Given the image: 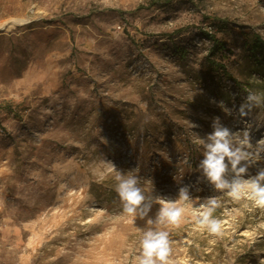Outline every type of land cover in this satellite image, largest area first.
<instances>
[{"label":"rangeland","instance_id":"obj_1","mask_svg":"<svg viewBox=\"0 0 264 264\" xmlns=\"http://www.w3.org/2000/svg\"><path fill=\"white\" fill-rule=\"evenodd\" d=\"M3 22L0 264H136L149 225L124 213L112 165L156 198L151 218L191 185L184 220L167 229L172 264H264V208L215 190L197 167L213 117L244 127L222 107L264 93L239 33L264 39V0H0ZM204 31L224 43L210 58L233 79L208 65ZM244 119L253 143L264 137V106ZM209 197L222 236L192 221Z\"/></svg>","mask_w":264,"mask_h":264},{"label":"clouds","instance_id":"obj_2","mask_svg":"<svg viewBox=\"0 0 264 264\" xmlns=\"http://www.w3.org/2000/svg\"><path fill=\"white\" fill-rule=\"evenodd\" d=\"M223 102H220L221 107ZM264 106V93L249 91L244 102L238 107L223 106L225 115H235L244 124L239 130L226 126L219 116L213 117L212 131L205 136H198L203 149L202 158L197 165L203 182L215 190L227 192L234 201L247 199L258 208H264V167L258 166L264 160V137L252 142L253 124L245 123L254 108ZM264 123L257 124L258 129ZM190 127L197 125L190 122ZM187 162V161H186ZM256 167L255 174L250 169ZM117 181L115 191L123 203V211L134 223L137 219L145 220L149 227L142 230L140 251L136 264H172V253L169 227H179L185 218L184 203H191V185L184 184L178 189L176 200L161 201V206L155 218L149 217L156 198L146 194L141 187V179L134 174L124 175L116 170ZM198 182L200 178L198 177ZM221 207V202L209 197L200 206V211L192 214V221L201 231H207L215 236H222L224 225L214 213Z\"/></svg>","mask_w":264,"mask_h":264},{"label":"trees","instance_id":"obj_3","mask_svg":"<svg viewBox=\"0 0 264 264\" xmlns=\"http://www.w3.org/2000/svg\"><path fill=\"white\" fill-rule=\"evenodd\" d=\"M146 1L147 5L150 6L153 4L166 5L173 0ZM211 25L214 27V29L217 30L227 28V24L224 23L222 20H212ZM181 31L182 30H177L176 33L179 34ZM203 33L212 43L209 49V54L206 58L208 65L216 67L217 69L221 70V72L225 76L229 77L230 79H233L223 64L216 62L215 60H211L210 58V56H212L214 53L221 52L226 49L224 43L218 40L213 32L204 31ZM239 33L241 34L242 45L248 57L252 60L253 64L264 69V39L262 38V36L257 32H250L245 30H239Z\"/></svg>","mask_w":264,"mask_h":264},{"label":"water","instance_id":"obj_4","mask_svg":"<svg viewBox=\"0 0 264 264\" xmlns=\"http://www.w3.org/2000/svg\"><path fill=\"white\" fill-rule=\"evenodd\" d=\"M9 25V22L0 23V32L4 31Z\"/></svg>","mask_w":264,"mask_h":264}]
</instances>
